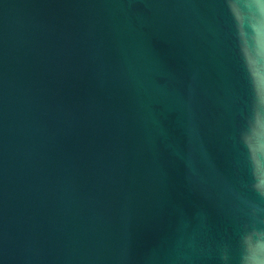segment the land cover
I'll list each match as a JSON object with an SVG mask.
<instances>
[{"label":"water","instance_id":"1","mask_svg":"<svg viewBox=\"0 0 264 264\" xmlns=\"http://www.w3.org/2000/svg\"><path fill=\"white\" fill-rule=\"evenodd\" d=\"M255 185L264 0H0V264H236Z\"/></svg>","mask_w":264,"mask_h":264},{"label":"clouds","instance_id":"2","mask_svg":"<svg viewBox=\"0 0 264 264\" xmlns=\"http://www.w3.org/2000/svg\"><path fill=\"white\" fill-rule=\"evenodd\" d=\"M254 190L264 197V185H255ZM222 264H230L227 248L220 254ZM236 264H264V228L253 223L240 234L239 253Z\"/></svg>","mask_w":264,"mask_h":264}]
</instances>
